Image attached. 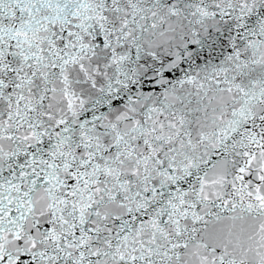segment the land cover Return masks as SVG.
Masks as SVG:
<instances>
[{"label": "snow or ice", "instance_id": "snow-or-ice-1", "mask_svg": "<svg viewBox=\"0 0 264 264\" xmlns=\"http://www.w3.org/2000/svg\"><path fill=\"white\" fill-rule=\"evenodd\" d=\"M0 264H264V0H0Z\"/></svg>", "mask_w": 264, "mask_h": 264}]
</instances>
